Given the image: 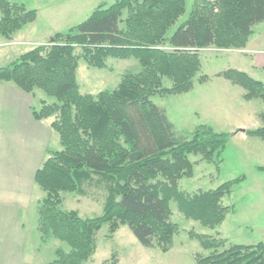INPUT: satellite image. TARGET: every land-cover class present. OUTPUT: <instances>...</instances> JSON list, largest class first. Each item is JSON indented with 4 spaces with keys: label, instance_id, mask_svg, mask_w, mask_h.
<instances>
[{
    "label": "trees",
    "instance_id": "16d2710c",
    "mask_svg": "<svg viewBox=\"0 0 264 264\" xmlns=\"http://www.w3.org/2000/svg\"><path fill=\"white\" fill-rule=\"evenodd\" d=\"M185 14V0H115L0 68V82L31 95L39 89L58 102L31 109L35 121L54 118L50 128L61 147L47 151L33 177L44 194L36 208L40 242L55 240L69 249H56L49 264L88 262L104 224L110 236L125 225L143 247L168 252L179 231L170 203L208 229L227 215L221 200L241 179L194 194L180 191L178 181L192 174L188 155L212 162L230 134L200 125L190 139L182 138L150 98L190 91L200 67L198 50L244 49L252 28L264 22V0H193L186 19L168 37ZM35 17L22 5L0 0V36L11 40ZM107 57L136 59L141 72L125 75L113 91L81 95L74 81L77 59L102 68ZM219 76L243 88L245 99L264 101V84L246 73L227 70ZM164 78L171 81L169 88L162 85ZM244 134L264 140V127ZM91 188L103 193L99 216L81 218L62 208L64 193L84 197ZM189 234L207 251L194 254V264H264V243L227 245L223 239Z\"/></svg>",
    "mask_w": 264,
    "mask_h": 264
},
{
    "label": "rangeland",
    "instance_id": "374dc122",
    "mask_svg": "<svg viewBox=\"0 0 264 264\" xmlns=\"http://www.w3.org/2000/svg\"><path fill=\"white\" fill-rule=\"evenodd\" d=\"M7 1L10 4L22 5L26 11H34L36 17L32 23L22 26L13 33L11 39L14 43H20L19 45L1 48V50L13 48L18 50V53L4 60L0 59V67L12 63L20 54L36 46L48 45L54 34L66 32L77 26L84 22L94 9L99 6L107 7L115 0ZM192 1L185 0L186 14L168 31V37L186 19ZM1 40L9 41L4 38ZM248 45L250 52L246 51ZM248 45L239 50L214 47L198 50L200 67L192 80L191 90L178 95H153L150 98L153 104L165 110L169 121L182 138L190 139L200 125L211 127L215 133L230 134L220 156L214 158L212 162L203 160L200 155H188V160L192 164V174L178 181L180 191L194 194L214 190L226 182L241 179L233 185L230 194L221 200L222 205L229 209L222 223L215 229L205 228L198 222L186 219L174 203H170L171 219L178 225L179 231L174 236L168 252L143 247L125 225L120 226L110 236L108 226L104 224L96 235V251L85 264H194L193 255L207 254V251L201 249L199 242L191 238L189 232L223 239L227 245L264 243V170L260 169L264 168V140L239 132L264 127V120L261 117L264 115V101L245 99L246 91L243 88L219 76L227 70H236L245 72L250 75L249 77L264 84V71L255 68L253 62L254 55L264 56V22L252 28ZM259 51L263 53L258 54ZM76 62L74 81L77 91L81 95L93 97L102 91L115 90L125 75L141 72L140 64L133 58L107 57L102 68L89 66L82 58H78ZM203 77L207 80L200 82ZM162 85L169 88L171 81L164 78ZM28 95L33 99L34 110L40 108L41 102L49 105L58 104L56 98L47 96L39 89ZM53 120L54 118L48 117L42 121L49 123L50 126ZM53 134L48 146L50 151L61 148L57 135L54 132ZM3 139L6 138H0V153L4 152L5 155L8 149L1 143ZM9 174V171L0 167V206L2 203L6 206L4 212L7 227L3 232L12 234L13 238L18 234L14 228L21 223L27 230L30 227L33 229L36 205L44 194L35 185L32 177H14ZM102 197L103 193L95 188L88 190L84 197L64 193L62 208L77 212L81 218H94L102 213ZM16 204H21L22 208H17ZM2 226L4 227V224ZM31 234H34L33 231ZM28 236L31 239L28 241L31 246L35 244L38 249L37 264L52 262L58 248L69 250L66 244L59 241L41 243L38 232L34 238L32 235ZM13 239L15 241L16 237Z\"/></svg>",
    "mask_w": 264,
    "mask_h": 264
},
{
    "label": "crops",
    "instance_id": "0c3cea01",
    "mask_svg": "<svg viewBox=\"0 0 264 264\" xmlns=\"http://www.w3.org/2000/svg\"><path fill=\"white\" fill-rule=\"evenodd\" d=\"M1 39L0 52L4 51L0 53L1 60L18 53V50H14L13 48H8L7 50H1V48L13 47L20 43H14L13 39L9 41H2ZM257 42L259 41L257 40ZM259 50H263V48H259ZM246 51H249V45L246 47ZM261 53L263 51H259L258 54ZM254 56V67L264 71V56ZM31 109H34V106L30 95L22 92L10 83L0 82V138H6L1 140V143L5 144L8 149L5 155L4 152L3 154L0 153V167L9 171L14 177L33 178L35 172L45 160L47 151H50L48 150V146L51 139H53V131L49 123L35 121L31 115ZM5 207L3 203L0 206V264H37V246L35 244L31 246V243L28 242L31 241L28 235H32L34 238L35 233H37V216L32 221V230L31 227L27 230L22 223L16 229L14 228L18 232L14 236L16 237L14 241L12 234L3 232L7 228L5 227ZM16 207L22 208L21 204H18ZM18 219L19 221L21 220L20 216ZM2 224H4L5 228ZM32 231L34 234H31Z\"/></svg>",
    "mask_w": 264,
    "mask_h": 264
},
{
    "label": "water",
    "instance_id": "95a60500",
    "mask_svg": "<svg viewBox=\"0 0 264 264\" xmlns=\"http://www.w3.org/2000/svg\"><path fill=\"white\" fill-rule=\"evenodd\" d=\"M239 132L243 133V132H244V130H240Z\"/></svg>",
    "mask_w": 264,
    "mask_h": 264
}]
</instances>
